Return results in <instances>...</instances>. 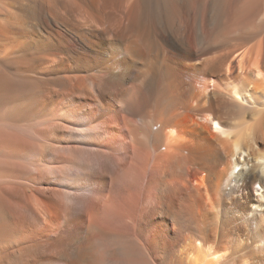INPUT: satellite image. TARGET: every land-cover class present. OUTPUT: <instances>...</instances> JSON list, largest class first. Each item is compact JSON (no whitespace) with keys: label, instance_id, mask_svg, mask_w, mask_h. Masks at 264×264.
Returning <instances> with one entry per match:
<instances>
[{"label":"bare ground","instance_id":"bare-ground-1","mask_svg":"<svg viewBox=\"0 0 264 264\" xmlns=\"http://www.w3.org/2000/svg\"><path fill=\"white\" fill-rule=\"evenodd\" d=\"M0 264H264V0H0Z\"/></svg>","mask_w":264,"mask_h":264},{"label":"rangeland","instance_id":"rangeland-1","mask_svg":"<svg viewBox=\"0 0 264 264\" xmlns=\"http://www.w3.org/2000/svg\"><path fill=\"white\" fill-rule=\"evenodd\" d=\"M128 157L130 160L133 159L131 153H129ZM93 168L95 169V173H96L97 172V166H93ZM83 186H86V188H87V192L86 191L85 192H86V194L88 193L89 197L87 195L86 196L90 199L94 198L93 200H95L96 197L99 195L100 190H101V185H100L99 181L97 179L90 178V179H88V181H86V183L83 184ZM108 192L109 191H107V193ZM65 194H69V193L66 192ZM69 195H71V194H69ZM104 197H105V191L103 192V198ZM106 197H107V194H106ZM64 198L67 199L66 196H64ZM86 203H88V202H86ZM88 204H92V203H88ZM65 219H66V217H63L64 221H65Z\"/></svg>","mask_w":264,"mask_h":264}]
</instances>
